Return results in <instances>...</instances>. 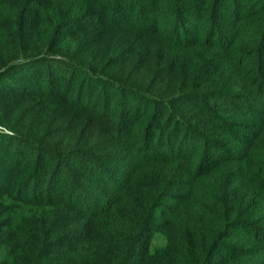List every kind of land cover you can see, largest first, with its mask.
<instances>
[{
	"label": "trees",
	"instance_id": "obj_1",
	"mask_svg": "<svg viewBox=\"0 0 264 264\" xmlns=\"http://www.w3.org/2000/svg\"><path fill=\"white\" fill-rule=\"evenodd\" d=\"M127 1L0 0V264L264 253V0Z\"/></svg>",
	"mask_w": 264,
	"mask_h": 264
},
{
	"label": "rangeland",
	"instance_id": "obj_2",
	"mask_svg": "<svg viewBox=\"0 0 264 264\" xmlns=\"http://www.w3.org/2000/svg\"><path fill=\"white\" fill-rule=\"evenodd\" d=\"M105 1H109V0H101L102 3H105ZM111 1V0H110ZM237 1H240V0H237ZM243 1L245 0H241V2L243 3ZM124 2V5L126 6L128 4V1L127 0H123ZM223 4H226V5H230V3H236V0H222ZM205 23H208L205 21ZM84 36L87 38V39H90L92 37V34H89L86 36V34H84ZM86 40V39H85ZM230 83L232 86H240V87H243L245 88V86L242 85V82H240V79L238 78L237 75H233L232 78L230 79ZM245 93H248V90L245 89ZM245 93H243V95H245ZM243 99V100H242ZM251 99H254V100H257V98H254L253 96L250 98V96H247V98H244V97H241V96H236L234 98V103H239L240 105H245L247 103V101L249 100V102H251ZM7 108V105L4 106V105H0V109L1 110H5ZM245 128H248L250 129L251 127H257V122H253V121H250V120H247L244 125H243ZM0 131L4 132V133H9L7 132L4 128L0 127ZM172 192V191H171ZM170 192V193H171ZM240 192V190H239ZM238 195V193H237ZM163 205L164 207H167L171 204V199L167 198L165 200H163ZM259 214L261 215H264V209L261 210V212H259ZM240 234V233H239ZM226 245H230L232 242L231 241H226L224 242ZM246 243V242H244ZM245 245V244H243ZM245 247H247V245H245ZM222 249H217L216 250V257L217 258H220L221 257V253H222ZM249 261H252L251 264H258L259 262L263 263L264 264V253L263 254H260V252H256L255 255L251 258H249Z\"/></svg>",
	"mask_w": 264,
	"mask_h": 264
}]
</instances>
